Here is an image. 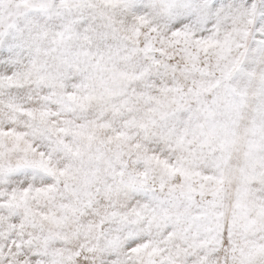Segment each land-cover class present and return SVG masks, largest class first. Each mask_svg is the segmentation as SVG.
<instances>
[{"label":"clouds","instance_id":"clouds-1","mask_svg":"<svg viewBox=\"0 0 264 264\" xmlns=\"http://www.w3.org/2000/svg\"><path fill=\"white\" fill-rule=\"evenodd\" d=\"M0 264H264V0H0Z\"/></svg>","mask_w":264,"mask_h":264}]
</instances>
